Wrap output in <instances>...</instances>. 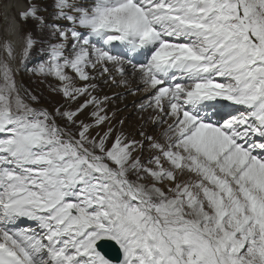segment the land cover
Wrapping results in <instances>:
<instances>
[{"label":"snow or ice","instance_id":"1","mask_svg":"<svg viewBox=\"0 0 264 264\" xmlns=\"http://www.w3.org/2000/svg\"><path fill=\"white\" fill-rule=\"evenodd\" d=\"M14 8L0 264H264V0H12L5 21ZM125 93L142 97L128 128L108 109Z\"/></svg>","mask_w":264,"mask_h":264},{"label":"bare ground","instance_id":"2","mask_svg":"<svg viewBox=\"0 0 264 264\" xmlns=\"http://www.w3.org/2000/svg\"><path fill=\"white\" fill-rule=\"evenodd\" d=\"M12 3L11 0H6L3 3L2 7V15L4 16L5 12L7 11V5ZM17 9H12L10 12H8V20L5 21L6 25L4 27H7V24L10 23L11 17L15 15ZM17 44V50H19V46L22 43V40L17 37H12ZM20 63L19 61L16 63V66L19 67ZM17 73V72H16ZM17 75L20 77V73L18 72ZM23 80V77H21ZM123 90L116 87L115 85L108 87L103 84H101V91L100 95H108L109 97H112L113 93H121ZM142 97L139 95H130V94H123L119 99H113L111 102L108 104V109H109V115L112 114V112L116 113V119H124L125 120V128H128L130 125L135 124L138 122V112L136 109V106L141 102ZM127 106H130L129 109H126ZM125 109V111H124ZM131 109V110H130ZM91 111V109H89ZM132 111V112H131ZM136 112L137 114L135 116H130L128 114H132ZM129 118V119H128ZM131 123H129V121Z\"/></svg>","mask_w":264,"mask_h":264},{"label":"rangeland","instance_id":"3","mask_svg":"<svg viewBox=\"0 0 264 264\" xmlns=\"http://www.w3.org/2000/svg\"><path fill=\"white\" fill-rule=\"evenodd\" d=\"M6 0H0V29H2V7L3 3ZM0 34H2V31H0ZM0 57L7 58L6 54L0 49ZM45 56L40 53L39 51V45H37L32 53V58L30 61L27 62V68H34L36 64L43 60ZM20 63V62H19ZM21 76L23 77V80H21L16 74L15 78L19 85H21L24 89H27L31 91L35 95H40L42 97L41 102L46 104L49 108L53 106V104L56 101L60 100V96L58 94H54L50 91L49 88V80H43L42 77H39L32 72L27 71L23 66L21 68ZM100 93V92H99ZM130 106H127L126 109H129ZM131 110V109H130ZM125 111V109H124ZM132 112V111H131ZM137 113H130L128 115L135 116ZM129 119V118H128ZM129 123L130 120H128Z\"/></svg>","mask_w":264,"mask_h":264},{"label":"water","instance_id":"4","mask_svg":"<svg viewBox=\"0 0 264 264\" xmlns=\"http://www.w3.org/2000/svg\"><path fill=\"white\" fill-rule=\"evenodd\" d=\"M118 246L114 245V242L111 243L109 246L105 247L104 251L108 253V255L112 258H115L118 254Z\"/></svg>","mask_w":264,"mask_h":264}]
</instances>
